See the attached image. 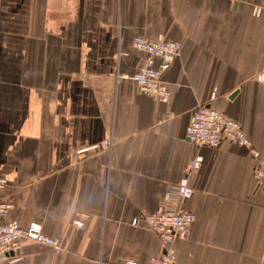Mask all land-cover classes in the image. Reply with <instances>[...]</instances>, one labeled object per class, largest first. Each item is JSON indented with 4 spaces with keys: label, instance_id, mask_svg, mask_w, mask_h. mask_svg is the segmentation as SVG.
<instances>
[{
    "label": "crops",
    "instance_id": "0c3cea01",
    "mask_svg": "<svg viewBox=\"0 0 264 264\" xmlns=\"http://www.w3.org/2000/svg\"><path fill=\"white\" fill-rule=\"evenodd\" d=\"M135 35L182 43L163 74L167 102L131 78L147 56ZM263 69L264 0H0V200L12 204L6 219L59 240L25 239L20 260L0 264L144 263L164 252L131 220L154 211L197 154L193 193L178 204L195 219L168 244L177 264H264L253 177L264 161ZM198 104L239 121L258 157L186 140Z\"/></svg>",
    "mask_w": 264,
    "mask_h": 264
},
{
    "label": "built area",
    "instance_id": "2783aa9c",
    "mask_svg": "<svg viewBox=\"0 0 264 264\" xmlns=\"http://www.w3.org/2000/svg\"><path fill=\"white\" fill-rule=\"evenodd\" d=\"M132 47L147 54L142 66L131 76L135 86L140 92L152 96L157 101L167 102L170 90L163 74L179 56L182 43L162 36L148 38L135 35L132 38ZM257 78L264 80V69ZM185 138L192 144L209 147H216L222 140H227L250 148L255 157L259 155L252 149L250 138L240 122L223 115L208 104H198L195 107L185 129ZM105 144L109 145L110 141ZM202 162L201 154L190 157L186 174L166 190L158 207L152 212H142L131 220L132 226H137L142 220L145 227L166 245L164 252L149 256L144 263L129 259L126 264H177V254L168 244L177 239H184L189 234L195 214L179 208L178 204L191 197L193 190L188 176L191 171L199 169ZM253 177L257 188L264 191V161L255 165ZM5 185L6 182L0 179V189ZM11 206L10 202L0 200V263L20 260L21 242L25 239L54 248L59 246V240L45 234L38 222L23 226L15 220L6 219ZM71 224L76 228L85 229L84 222L76 215L71 219Z\"/></svg>",
    "mask_w": 264,
    "mask_h": 264
}]
</instances>
